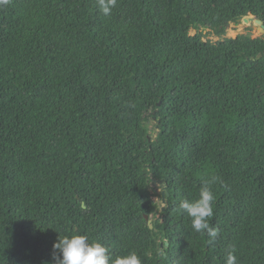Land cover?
I'll return each mask as SVG.
<instances>
[{
	"label": "trees",
	"instance_id": "trees-1",
	"mask_svg": "<svg viewBox=\"0 0 264 264\" xmlns=\"http://www.w3.org/2000/svg\"><path fill=\"white\" fill-rule=\"evenodd\" d=\"M249 15L264 0L0 5V264H52L73 232L142 264H264V34L225 36ZM211 176L213 244L179 208Z\"/></svg>",
	"mask_w": 264,
	"mask_h": 264
},
{
	"label": "clouds",
	"instance_id": "clouds-1",
	"mask_svg": "<svg viewBox=\"0 0 264 264\" xmlns=\"http://www.w3.org/2000/svg\"><path fill=\"white\" fill-rule=\"evenodd\" d=\"M8 3L9 0H0V5ZM117 4L118 0H96V7L104 16H110ZM217 182L222 183L219 177L211 176L201 184L196 199H184L179 205L182 212L190 217L192 229L206 234L209 244H213L220 235V229L210 224L216 199L211 185ZM52 264H142V260L134 250L113 257L109 248L99 240H90L86 234L73 232L71 235H59L53 243ZM224 264H238L235 246L226 252Z\"/></svg>",
	"mask_w": 264,
	"mask_h": 264
},
{
	"label": "rangeland",
	"instance_id": "rangeland-1",
	"mask_svg": "<svg viewBox=\"0 0 264 264\" xmlns=\"http://www.w3.org/2000/svg\"><path fill=\"white\" fill-rule=\"evenodd\" d=\"M243 21L244 20H241L237 24H235V22H233V21H230L232 26L227 29V33L225 36L231 37V38H240L242 40H246L249 37L256 38V37L263 35L264 32L263 31L261 32L259 30V26L257 24H255V23L246 24ZM197 33H200V29H199V26H197L194 23L192 25L191 34L195 35ZM204 35H205V40L210 39L212 41H218L222 38L219 35H217L216 33L210 32L209 30L205 31ZM157 189L159 192H161V190H162L160 185L157 186ZM154 200L159 202L161 199L159 196H156V197H154ZM151 218L154 220L155 219L154 215H152Z\"/></svg>",
	"mask_w": 264,
	"mask_h": 264
},
{
	"label": "water",
	"instance_id": "water-1",
	"mask_svg": "<svg viewBox=\"0 0 264 264\" xmlns=\"http://www.w3.org/2000/svg\"><path fill=\"white\" fill-rule=\"evenodd\" d=\"M240 18H244V21H245L246 24H251V23H255V24H257V25L259 26V30H260L261 32H262V31L264 32V23H263V21H262L259 17H256V16H254V15L242 16V17L236 18V19L234 20L235 24H237L238 22H240V21H239ZM231 26H232V24L229 23V24L226 25V28L228 29V28H230ZM263 34H264V33H263ZM155 183L158 184V181L155 180ZM162 196H163V199H162V201H163V210H165V209H166V206L168 205V201H167V199H166V193L163 192V193H162ZM146 218L149 220V223H150L151 227L153 228V225H152V218H151L150 216H146ZM162 246H163V245H162Z\"/></svg>",
	"mask_w": 264,
	"mask_h": 264
}]
</instances>
